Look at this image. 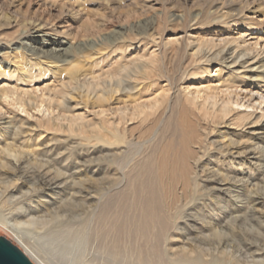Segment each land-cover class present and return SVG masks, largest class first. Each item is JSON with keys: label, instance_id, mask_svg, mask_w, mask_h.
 <instances>
[{"label": "bare ground", "instance_id": "1", "mask_svg": "<svg viewBox=\"0 0 264 264\" xmlns=\"http://www.w3.org/2000/svg\"><path fill=\"white\" fill-rule=\"evenodd\" d=\"M173 1L164 2L170 6L166 11L172 8L179 12L170 17L186 19L185 15L180 13L181 8L173 6ZM199 1H207L204 2L207 6L196 15L195 22L198 24H204L205 20L212 18L216 21L213 24L217 25V22L221 21L217 15L225 8L236 5L239 6L236 13L239 17L247 14L264 16V0H198L197 4ZM218 1L221 2L217 10L212 12L211 6ZM127 2L128 0H0V52L9 49L20 50V54L9 55L12 58L8 63L11 66L9 71L0 67V79H13L17 83L30 85L35 81L36 73L38 79H43L50 73L52 77L60 76L58 78L68 80L65 83L66 80L62 79V88L47 89L40 97H34V94L28 91H21L17 86L0 90V118L4 116V107L9 106H18L26 114L32 110H40L43 106L49 112L47 118L34 124L20 115L5 122L0 120V206L29 217L27 224L40 225L49 230V240H55L67 247H77L84 242L85 239L79 235L81 232L86 231L89 238L95 233V239L103 245L102 253L114 264H264L259 258L253 262L238 258L236 253L240 248L239 242L233 247L228 241L223 243L225 233L217 229H214L213 236L220 239L223 245L219 242L213 250H200L194 243L177 249L173 246L183 234V226L187 222L186 211L202 200L223 210L227 208L223 194L226 193L227 197L235 194L234 201H230L234 204L240 202L243 206L239 208L234 205L238 209L236 214L247 208L264 207V186L260 188L257 183L259 177L264 175V126L260 132H247L248 126L257 124L251 121L253 114H234V110L230 108V100L223 101L221 106H218L217 102L218 96L228 98L234 88H239L228 83L223 88L205 91L204 97L199 95L202 92H198L197 97L191 99L182 97L176 90V84L189 80V76L201 77V73H208L212 62H220L221 69L230 72L233 77L244 73L241 79L246 83L254 86L264 84L263 53L241 50L233 46L235 41L224 42L223 46L214 45L215 43L208 46L203 44L192 54L188 53L187 46L172 49L170 53L174 54L179 63L177 73H168V70H165L161 81L167 83V93H174L158 95L149 103L141 104L139 101L142 91L153 89L155 82L158 84L156 87L160 85L158 78L155 79L152 74V80L147 71L150 69L151 73H154L158 68V56L157 59L155 55L153 58L149 57L151 60L148 63L139 64L142 66L140 70V67H137L129 72L130 68L127 66L130 64L125 65L126 68L123 69L117 63L114 71L97 73V69H103L101 65L104 61H109L111 55L122 52L125 54V48H131L140 42H155L153 33H144L139 40H121L128 30L127 27L122 25L118 30H113L117 17L118 21H124L133 14L143 12L148 16L152 12V4L146 5L150 3L149 0L133 3L131 9ZM23 5H27L28 10L37 6L45 11L56 12L64 19V23L59 26L48 20L23 17L20 13ZM91 7H99L104 13L98 14L97 16L101 17L93 20ZM166 11L160 10L159 15H156L157 25L152 18L143 25H150V28H154V25L161 27L169 18ZM220 17L223 21L227 19L224 13ZM11 29H17L18 34L14 38L6 33ZM87 31H108L109 37L102 40L100 37L96 39L88 35L84 37L88 38L86 42H78L79 36L82 35L80 33ZM33 34H42V39L39 40V36ZM48 36H54L50 38L54 42L46 40L45 37ZM89 37L92 39L89 40ZM57 38L59 40H56ZM203 46H207V49L203 50ZM215 48L219 50L215 52ZM2 57L0 56L1 62ZM161 57L166 59L164 54ZM136 63L140 62H135L134 65ZM234 67L238 69L235 70ZM198 70L202 72L199 73ZM242 84L243 82L240 85ZM78 94L79 100H76ZM260 99L264 103V97ZM72 102H75V108L70 105ZM121 103L133 105V112L129 111V108L124 111L118 109L116 112L120 113V117L111 121H108L106 116L99 129L94 128L99 130L98 135H82L84 137L78 143L75 142L71 148L66 149L67 153L62 155V159H58L61 157L58 151L61 152L64 148L58 149L57 141L54 142L52 137L47 135L43 138V133H40L49 127H61V123H67L70 134H85L90 128V125L84 122L85 118L79 115L70 116L69 113L79 108L92 107L100 108L102 114L108 115L112 110L104 109ZM191 105L203 116L194 115ZM51 115H54V118L50 117ZM174 119L180 123L178 129L171 125ZM136 121L140 124L138 131L144 130L138 138L129 136L128 125ZM234 125L240 128V141H235L234 133L230 132H238ZM36 132L40 134L37 135ZM166 132L167 135L172 133V137H177V134L183 137L179 141L183 142L182 150L180 145L182 153L176 160L168 159L173 151L168 150L170 148L167 149L162 142ZM12 133L15 138L10 142L9 136ZM214 136L219 142H208ZM160 140L163 143V146H160L165 147L168 152L171 151L170 154L163 151L168 153L163 161V152L159 147L162 152L160 153L158 148ZM91 147L99 148L100 152L105 153L101 162L112 166L117 175V179L107 187L101 186L94 190L93 196L84 194L85 180L75 179L90 172L88 163L82 164L79 160L82 148L89 150ZM110 152H114L112 160L107 154ZM213 153H216L217 163ZM170 175L175 176V179L172 180ZM160 177L166 179L164 196L158 193V189L153 185L159 182ZM129 182L132 184V190L136 188L135 192L141 191V196L134 193L132 198L127 195L126 189H119ZM161 183L163 186V182ZM125 186L127 187V184ZM76 188H79V191H76ZM57 204L64 208H80L85 211V215L69 217L64 221L62 213L50 211L52 205ZM213 212L209 213V219H212ZM246 215L247 213L237 215L232 217L231 221L246 222ZM0 227L10 230L13 226L7 219L0 218ZM195 246L200 250L199 253L196 252ZM21 250L34 264H38L28 254L29 251ZM31 250L33 249L30 248Z\"/></svg>", "mask_w": 264, "mask_h": 264}, {"label": "rangeland", "instance_id": "2", "mask_svg": "<svg viewBox=\"0 0 264 264\" xmlns=\"http://www.w3.org/2000/svg\"><path fill=\"white\" fill-rule=\"evenodd\" d=\"M70 1H73V0H70ZM141 1L143 0H128L127 3L130 4V9H131L133 7L132 6L133 3H138ZM149 1L150 3L146 5L151 6L152 4V7H150V10L152 11L150 15L148 16L144 15L143 12L142 14H133L130 18L124 21L123 20L118 21V17H117L115 18L114 27L112 28L113 30L115 29L116 31L122 25L124 27H127L128 30L124 34L123 38H121V40H124V39L129 40V38H132V39L137 38V40H139L138 38L142 37L144 33L145 34L153 33L155 42H151V41H148V43L140 42L138 44H135L131 48H125V51H124V53L126 52L125 54H123L122 52L121 53L122 55L120 53L111 55L112 57H110V60L107 62L104 61V64L101 65L103 69H101V67L97 69L98 74L100 73L105 74L106 72L114 71L118 64H120V66L123 67V69L126 68V67L124 68L125 65L130 64V66H127L130 68L129 72L131 70H135L137 67H140L139 68L140 70L142 67L140 66L141 64L148 63L151 60L150 58H153L154 55L156 59L158 56V59L160 60L161 64L160 62L156 63L157 64L156 68L157 67L158 68L153 71L154 73L156 72L155 73L156 76L154 73H151L152 71H150V69H147V71L150 76L153 74L154 76L153 75L152 76L155 79L158 78V83L160 85L156 87L158 84L156 85L157 82H155V84H153V86L155 85L153 89H150V91L143 90L141 93L142 97L139 101V103L141 104L149 103V101L154 99L155 96L164 95V94L166 95L168 91L167 90L168 85L165 81L163 80L161 81V79H163V76L165 75L167 70H168V73H173V74L177 73V70H178L177 68L179 67V63L177 60H175L174 54L170 53L177 48L187 46L188 53L192 54L194 52H197L199 48L201 47V45L203 44L208 46V45H211L212 43H215L214 45L223 46L224 42L232 43L235 41V44L233 45L234 47H237L241 50H248V51L255 50V53L261 52L263 53V56H264V16L261 14L260 15L247 14L244 17H239L236 14L239 6L237 5L232 6V7L229 6L225 8L223 12H220L217 15V18L221 20L217 22V25L213 24L216 21L212 20V18L205 20L204 24H198L197 22H195V20L197 19L196 15H198L199 13H201V11L204 10V8L207 6V4L204 5V2H207V1H199V4H197L198 0H174L173 6H176L177 8H181L180 13H183L186 17V19L184 18L183 20L170 17L174 13H179V12L178 10H175L172 8H169L168 11H166V8L170 6L167 2L164 4L165 0H149ZM220 2L221 1H218L217 3H215V5L211 6L212 12L217 10ZM141 4H144V3H141ZM26 6L27 5L21 6L20 13L23 17L48 20L53 24H59V26H62V23H64V19L56 12L47 11V10L45 11V9H40L37 6L31 7V9L28 10ZM91 9L94 12V13L91 12V18L93 20H97L98 18L101 17V16H97L98 14L104 13V10L100 11L99 7H91ZM160 10L166 11L169 17L168 20L165 21V23L161 25V27L157 28L154 25V28L153 27L150 28V25L149 26L143 25L146 21L151 20V18L154 19L155 24L157 25L158 19L156 15H159ZM223 13L225 14V16H227L226 21H223L220 17V15H222ZM140 25H143V27L138 28V26ZM16 32H17V29H11V30L6 31V33H8V35L11 36L12 38L17 36L18 33ZM107 32L108 31H93L91 33H88V31L86 33L81 32L80 34L82 35L81 37L79 36L78 42H83V41L86 42L88 38H84V37L88 35H90L93 38L96 37V39L100 37L99 39L105 40V37L106 38L109 37ZM3 36H4L3 38H5V35ZM33 36H39V40L42 39V34H33ZM53 37L54 36L52 37L48 36V37H45V39L50 40V42H54V41H51L50 39ZM90 39L92 38L89 37V40ZM56 40H59V38H57ZM156 43L158 44L157 46H156ZM207 46H203V50L207 49ZM127 49L129 50L127 51ZM214 50L216 52L219 50V48H215ZM19 52H20L19 49H13V50L9 49V50H4L0 52V56L1 57L3 56L2 62L0 58V67L9 71V69L11 68V66H9L8 64L11 61L10 60L11 57L9 55L20 54ZM168 52L170 53V55ZM158 53H161V54H158ZM162 53L165 55L167 60L164 59V57H161V55L163 56ZM171 54L173 55V57ZM202 54H203L202 58H204L205 57L204 53ZM162 61H166V62L164 63ZM135 62H140V63H136V65H134ZM165 64L166 66H164ZM211 64L212 65L208 67L209 68L207 71L208 73H201L202 72L201 70L197 71L202 74L201 77L189 76L190 79L184 81L182 84L178 82L176 84L177 85L176 90L178 91V93L182 97H189L191 99L192 97H197L198 92H202L199 95L200 96L202 95L201 97H204L205 91L213 90L216 88H223V86L230 83L233 86L239 88V90H236V88H234L231 91L232 94L228 96V98L227 96H224V97L218 96L219 97V99H217L218 106H221L223 104V101L228 102L230 100L229 102L231 103L230 108L234 110V114H243V113L253 114V118H251V121L256 122L257 124L254 126H248L246 130L247 132H255V131L260 132V129L263 128L264 126V103L260 99V97H264V84H261L259 86H254L251 83H246L244 79H241V76L244 73H241L240 76L233 77L231 76L230 72L223 71L221 69L220 62H217V63L212 62ZM159 66L161 68H159ZM233 69L236 70L238 69V67H234ZM157 71H159V73ZM157 73L160 75L158 76ZM37 74L38 73L34 75L35 81L30 85H27L22 82L17 83L16 80H13V79L1 78L0 79V90L4 88L12 89L15 86H17L20 88L21 91H28L29 93H33L34 97H40L41 94L47 89H53V88L55 89V87H57L56 89L62 88V84L60 83V81L63 82V80H66L63 78H58L60 76H58L57 78L52 77L50 73L47 75V77L43 79H38ZM153 77H152V80L154 79ZM231 79L233 81H230ZM67 81L68 80L64 82L67 83ZM242 82L243 84L240 85ZM168 93L172 95L174 92L172 91ZM0 95H1V92H0ZM76 100H79V94L78 96H76ZM197 102L201 103L203 101H197ZM70 105L72 107L74 106L73 108H75L76 106L75 102L70 103ZM132 107L133 105L124 104V103L113 104L110 107L104 109V110H110V109L112 110L110 114L108 113V115L102 114V110L100 108H95V109H93L92 107L79 108L75 111H72L69 114L70 116L79 115L85 118L84 122L90 125V128L87 129V133L82 134L80 132H75V133L70 134L68 132L69 128H68L67 123H61L60 124L61 127L59 126L49 127L45 131L44 130L40 131V133H43L42 135L43 138H45L47 135V136L52 137V140L54 142L57 141L59 143L58 149L61 150L62 148H64L61 152L58 151V153L61 154V157L59 158L57 157V158L62 159L64 157L62 155L67 153L66 149L71 148L73 143L75 142L78 143L80 139L84 137L82 135H86L85 137H88V136H95L97 133H99V130H98L99 126L102 124L106 116H108L107 117L108 121L117 120L120 117V113L116 112L118 109H123L124 111V109L129 108V111H132ZM191 108L194 112V115H197V114L202 115L200 114V112L196 111L192 105H191ZM129 111L128 113L130 114ZM2 112L4 114V116L0 118L2 122L11 120L17 117V115H20L24 117L25 119H28L31 123L34 124V123H37V121L44 120L45 118L49 116V112L44 106L41 107L40 110L37 109V110L30 111L28 114L23 112L22 109H20L18 106L4 107ZM50 117L54 118V115H51ZM174 122L178 123L177 119L176 121L174 119L171 125L175 129H178L177 127L178 125H180V123L176 124ZM139 125L140 124L138 121L129 123L128 125L129 136H134L135 138H138L141 136L140 134L144 133V130L138 131ZM95 127H98V129L97 130L94 129ZM234 129H237L238 132L235 133L233 132V130L230 132L234 133L235 141L242 140V135L240 134L241 132L240 128H237L234 125ZM221 131H224V129H221ZM36 133L37 135L40 134L38 132ZM167 134L168 133L166 132V135ZM13 135L14 133H12L9 136V138H11L10 142H12L13 138H15V135L14 137ZM166 135L165 137H162V140H163L162 142L164 143V146L166 145L165 147L167 149L170 148L168 150H171L173 152L171 153V155L168 156V153L170 154L171 151L168 152V150L165 149V147H162L163 143H161V140H160V144L158 145V148L160 147L162 152L164 150L165 152H168V153H165V152L162 153L159 148L160 153H162L161 161H163L166 158V155L169 157V158L167 157L169 160H176L177 159L176 157H179L180 154L182 153V151L180 153V145L183 142L181 141L182 143H180L179 141L180 139L182 140L183 137L178 134L176 135L177 137H174V136L172 137V133H170L171 136L167 135L168 136L167 137ZM170 137L172 138V141ZM163 138L164 139L166 138V140H164ZM173 138L174 139L176 138V141H174ZM167 140L169 142L171 141L170 142L171 145L168 144L169 142ZM214 140H216V136L211 137L208 140V142H211ZM216 141L219 142V140H216ZM172 144L173 145L175 144L176 146H173ZM182 145H181V150L183 149ZM170 146H173L174 149L173 147H170ZM113 153L112 152H110V154L107 153L111 160H112L111 157ZM104 155L105 153L100 152L99 148L93 149L91 147L89 150L82 148V155L79 161L82 164L88 163L87 168H89L90 172H88L87 174H83L82 176H78V177L73 176V177L74 178L76 177L75 179L77 180L79 178L81 180L82 179L85 180L84 188H83V192L85 195L90 194V196H93L94 190L101 188V186L107 187L109 183L117 179V175L114 171V168L110 165H106L105 163L101 162V157L102 156L104 157ZM163 155H164V158H163ZM213 156H215L216 158V153ZM109 163L111 164V161ZM216 163H217V158H216ZM218 165H220V163H218ZM73 171H70V172L73 173ZM170 176L172 178L175 177L172 175ZM171 177L170 179H172ZM161 178L162 177H160V180L157 184L154 183L153 185H155L156 188L158 189V193L160 192V194L164 196L166 192V188H167L165 184L166 179L165 178L161 179ZM174 179L175 178H173L172 180ZM147 182L149 184L148 180ZM161 182H163V186ZM257 183L260 188H263L264 175L259 177V179L257 180ZM126 184H127V187L125 186ZM131 185H132L131 182H129V184L124 183L121 188L119 187V189L121 190L126 189L127 195L132 198H133L134 193L141 196L142 194L141 191L135 192L136 188L132 190ZM115 188L116 187H113V189ZM140 188L141 187H139V189ZM77 190L79 191V188H76V191ZM225 194L226 193L223 194V197L225 199L224 203L226 202L227 204L226 206L227 208H224L223 210H220L217 207L211 204H208L209 202H205L203 200L200 201L194 207L192 206L188 208V210L185 213L187 217L186 218L187 222L184 223V226H183L184 230L182 231L183 234H181V237L179 238V240L173 243L174 248L176 249L180 247L182 248L183 246L184 247L187 246L186 244L194 243L197 247H200V250L202 249L213 250L215 247L217 248L218 243L220 242L219 241L220 239H217L216 237L213 236L214 229L215 230L217 229L225 233V236H223V239H222V241L224 240L223 243L225 241H228L230 246L233 247L235 246L236 243L238 244L239 242L240 248L238 249V252L236 253L237 254L236 256L238 258H240L243 261L245 260V261H250V262H253L255 260L257 261L258 258L259 260L261 259V261H264V236H263L264 223L262 222L264 221V207L256 206L253 209L247 208V210L244 209L243 211L236 214L235 211L238 210L236 208L237 207L240 208L243 206L241 205L240 202H237L236 204H234L232 203V201H230V200L234 201L233 196L235 194H232L231 197H227ZM234 205L237 207H235ZM60 207H61L60 204L52 205V207L50 208V211L52 212L55 211L54 213H57L58 211V214L62 213L61 216L63 217L64 221L68 220L69 217L72 218L75 216L80 217L81 215H85L83 214L85 211L83 212V210H81L80 208L65 207L66 208L65 209L64 207H61V209L58 210ZM6 208L7 207L0 206V218H3L5 220L7 219V221L10 224H12L13 227L10 230L0 227V236L6 237L10 241H12L16 246L20 247V249H23L24 251H27V252L29 251L30 253L28 252V254H30V256L38 264H114L113 261L109 259L107 255L102 253L103 245L99 243L97 239H95V236H94L95 233H93L92 235L90 234L91 236L89 238L86 231L81 232V234L79 235H81V237L85 239L84 242L77 247L76 245H73L74 247L73 246L67 247L66 245L60 242H57L55 240H49L47 236L48 235L47 232L49 230L43 229L40 225L32 226V225L27 224V222H29V217H25L22 214H18L16 212L14 213V211L10 210L9 208H7L6 210ZM211 211H214V212L212 213V219H209V213H211ZM244 213L245 214L247 213L246 216L248 217L247 219L248 221L246 222L231 221L232 217H235L237 215H243ZM64 216H66L67 218ZM220 243L223 245L222 242ZM197 247L195 248V250L197 253H199L200 250ZM249 247L251 249H249ZM30 248L33 249L35 252L33 250L30 251ZM36 253L38 256H36ZM118 264H124V263H118Z\"/></svg>", "mask_w": 264, "mask_h": 264}, {"label": "water", "instance_id": "3", "mask_svg": "<svg viewBox=\"0 0 264 264\" xmlns=\"http://www.w3.org/2000/svg\"><path fill=\"white\" fill-rule=\"evenodd\" d=\"M0 264H34L12 241L0 236Z\"/></svg>", "mask_w": 264, "mask_h": 264}]
</instances>
